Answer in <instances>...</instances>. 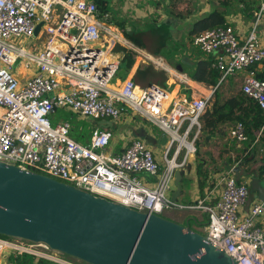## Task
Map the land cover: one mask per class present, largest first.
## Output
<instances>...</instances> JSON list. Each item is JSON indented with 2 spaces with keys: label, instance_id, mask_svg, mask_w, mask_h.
Masks as SVG:
<instances>
[{
  "label": "built area",
  "instance_id": "obj_1",
  "mask_svg": "<svg viewBox=\"0 0 264 264\" xmlns=\"http://www.w3.org/2000/svg\"><path fill=\"white\" fill-rule=\"evenodd\" d=\"M259 10L264 12V2ZM99 13L94 0H0V161L143 212L199 207L208 217L205 236L215 246L238 264H264V200L246 209L249 187L233 168L213 182L217 197L208 194L199 204L171 197L176 172L188 167L199 148L201 118L216 87L176 98L154 83L142 87L133 78L115 83L121 68L115 48L123 44L117 34H123ZM33 38L43 39V47L23 42ZM193 44L208 55L222 47L214 66L223 77L242 75L244 92L264 109V80L256 69L264 62V44L254 31L241 41L226 24L195 35ZM58 109L116 123L128 114L140 115L168 135L167 147L161 161L143 138L111 153L114 131L101 127L87 144L80 143L70 135L69 120L53 123ZM231 138L247 139L241 122ZM6 252L56 264H89L44 242L0 236V259Z\"/></svg>",
  "mask_w": 264,
  "mask_h": 264
},
{
  "label": "water",
  "instance_id": "obj_2",
  "mask_svg": "<svg viewBox=\"0 0 264 264\" xmlns=\"http://www.w3.org/2000/svg\"><path fill=\"white\" fill-rule=\"evenodd\" d=\"M43 24L37 25L36 36ZM196 64L184 55L175 67L183 72ZM95 124L117 127L112 120ZM212 139L213 135L207 134L202 145ZM181 174L179 170L175 174L173 200L183 190L178 181ZM0 235L44 242L89 264H238L190 226L2 161Z\"/></svg>",
  "mask_w": 264,
  "mask_h": 264
},
{
  "label": "crops",
  "instance_id": "obj_3",
  "mask_svg": "<svg viewBox=\"0 0 264 264\" xmlns=\"http://www.w3.org/2000/svg\"><path fill=\"white\" fill-rule=\"evenodd\" d=\"M107 1L110 7L109 15L115 20L123 22L127 32L136 30L140 34L147 33L151 41L153 40V29L158 27L159 24L163 22L170 23V21L175 19L178 22L176 25L170 27L169 40L164 49L165 54H157L154 49L150 51L136 45L134 42L126 39L124 32L118 27L119 30L122 31L123 37L118 34L117 36L120 37L123 44H119L115 48V52L121 56V68L115 78V83H121L126 78H133L136 84L142 87L154 83L168 90L171 96L176 98L186 95L191 96L197 93L198 89L208 86L207 83L196 81L189 77L185 71L190 67H186L183 72L177 70L175 62H177L180 57L189 55L191 59L195 60L198 64L202 56L214 60L223 52L221 50L213 57L212 54L208 55L201 52V50L191 42L190 32L194 24L214 11L224 13L226 24L234 26L236 34L241 41H244L248 35L254 31L264 44V12L259 13V9L264 0ZM151 45H153V48L157 47L155 43H151ZM174 50H179L180 54L173 55L172 52ZM256 69L257 72L264 73V62L257 64ZM32 73L29 72L27 77L31 76ZM79 118L87 119L81 116H79ZM87 120L95 124L92 120ZM117 128L118 133L117 135L114 133V138L108 149L109 152H120L132 139L143 138L155 151L158 160L161 161V147L164 141L159 139L163 131L158 126L148 121L145 122L144 119L136 115L128 114L117 122ZM230 128L227 126L228 130ZM212 135L213 139L209 144L202 145L205 142V137L202 136L199 143L201 155L209 161L208 167L211 171L207 180L209 185L216 180L219 173L233 168L238 180L246 182L249 187V199L246 209L252 202L264 200V138L259 137L261 134L243 153L241 149L244 147V142H238L239 144L233 147V141L230 136L221 140L217 134ZM160 141H162L161 144ZM212 148H217L215 155L213 152H209ZM238 152H241L239 159L231 163L229 158L235 159ZM194 159L195 157L191 159L186 169L179 170L182 173L180 179H178V181L180 180L181 186V181L184 177L190 178L187 182V187L185 185L184 187L182 186L183 195L178 197L179 201L183 203L195 202L199 204L206 195L212 194L217 197L219 194V189L216 188V186L212 187L209 185L205 187L204 193L201 192L198 185L196 163ZM211 159L216 160L215 172L211 170ZM144 177L148 181H152L154 178L150 175H144ZM176 181L177 176H175L173 180L174 191L177 189L175 185ZM172 196L173 192H171V197ZM185 196L189 197L191 200L185 199ZM195 209L197 210L199 207ZM172 210L178 209H169V211ZM199 217V215L190 216L188 219H185V221L191 220L192 222L190 221L189 223L192 224L196 222V224H199L201 222ZM8 253L10 252H6L1 257L0 264H8Z\"/></svg>",
  "mask_w": 264,
  "mask_h": 264
},
{
  "label": "trees",
  "instance_id": "obj_4",
  "mask_svg": "<svg viewBox=\"0 0 264 264\" xmlns=\"http://www.w3.org/2000/svg\"><path fill=\"white\" fill-rule=\"evenodd\" d=\"M94 1L98 6V10L100 12L99 16L103 18L107 15V21L114 23V25L119 27L126 34L125 36L127 39L150 51L154 49L157 54H165L164 49L166 48V43L169 40L170 27L178 23L176 19L170 21V23L163 22L162 24H159L158 27H155V29H153V40L151 41L148 38L147 33L140 34L136 30L127 32L124 28L123 22L115 20L111 15H109L110 7L107 0ZM222 25H226L224 13L220 11L212 12L210 15L202 18L194 24V27L190 32L191 42L193 43L194 36L200 32ZM151 43H155L157 47L153 48ZM172 54L178 55L180 54V51L174 50ZM185 72L193 80L201 81L216 87L212 103L201 118L202 137H205L207 134H217L221 140L229 136L231 137L232 128L238 122H241L244 125L247 136V139L243 141L244 147L241 149L242 153L250 147L251 143L255 141L260 134L261 135L259 137L264 138V109L261 108L256 100L244 92L242 75H227L223 77L222 71L214 66V60L208 57L206 58L205 56H202L198 64L188 68ZM258 77L264 80V73L258 72ZM61 113L63 114V120H69L72 124L70 131L71 137L80 143L87 144L95 130L98 128L96 124L90 123L87 119L79 118V116L71 110L58 109L56 111V117L59 118V114ZM92 121L95 122V120ZM227 126L231 128L228 130ZM112 130L114 131V128H112ZM232 141L233 147H236L237 144H239L238 141ZM241 152L237 153L235 159L230 157L229 161H231V163L237 161ZM194 157L198 185L201 192L204 193L205 187L209 185L207 182L209 173L211 172L208 167L209 161L201 155L200 147ZM215 171L216 168L214 169V172ZM212 184L213 182L209 186H213ZM173 191L174 190H172V192ZM185 199L191 200L186 196ZM195 220L197 221L196 218ZM207 223L208 217L204 225L207 226ZM199 225H202V223L200 222ZM7 258L8 264H56L45 259L36 260L34 256L27 254L16 256L12 253H8Z\"/></svg>",
  "mask_w": 264,
  "mask_h": 264
},
{
  "label": "rangeland",
  "instance_id": "obj_5",
  "mask_svg": "<svg viewBox=\"0 0 264 264\" xmlns=\"http://www.w3.org/2000/svg\"><path fill=\"white\" fill-rule=\"evenodd\" d=\"M124 35H126V34L124 33ZM23 42L26 43V45H28V47H30V44L33 45V48H35V49L43 47V45L45 44V41L43 39H36V38L30 39V40L26 39ZM220 50H223V48L219 47V48L215 49L213 51V53H212L213 57H215ZM30 73H32V70H30ZM65 110H67V109H65ZM136 116L139 117V118H142V117H140V115H136ZM142 119H144V118H142ZM62 120H63V114L61 113V114H59V118L56 117V120H54L53 123L55 124V123H57L59 121H62ZM145 122H147V121H145ZM150 123H152V122H150ZM117 129H118L117 127L114 128V131H115L116 135L118 133ZM159 139L164 141L162 143L163 146L161 147V154H163L165 152L166 147H167L166 143L168 141V135L166 133H161ZM162 141H160V144H161ZM199 143H200V141H199ZM216 151H217V148H212V149H210L209 152L210 153L213 152V154L215 155ZM211 165H212L211 166V170L213 171L214 168L216 167V160L215 159H211ZM189 180H190L189 177H184V179L181 181L182 186L184 187V185H185L187 187V182ZM192 203L197 204L195 202H192ZM168 211L169 210H166V211L162 212V215H164L165 217H168L170 219H173V220H175V221H177V222H179V223H181L183 225H187V226L189 225V226L192 227V229L197 230V231L201 232L204 235L207 234V230H206V227H205L206 225H204L205 222L207 221V214L204 213V211L201 208H199L197 210L195 208H185V209H182V210L178 209V210H172V211H169V212ZM196 215L200 216L199 218L201 219L202 225H199L198 223L196 224V222L190 224L189 223L190 221H185V219H188L190 216H196Z\"/></svg>",
  "mask_w": 264,
  "mask_h": 264
},
{
  "label": "bare ground",
  "instance_id": "obj_6",
  "mask_svg": "<svg viewBox=\"0 0 264 264\" xmlns=\"http://www.w3.org/2000/svg\"><path fill=\"white\" fill-rule=\"evenodd\" d=\"M172 190H173V188L170 187V191H172ZM173 192H174V191H173ZM179 195L182 196L183 194H182V193H179Z\"/></svg>",
  "mask_w": 264,
  "mask_h": 264
}]
</instances>
